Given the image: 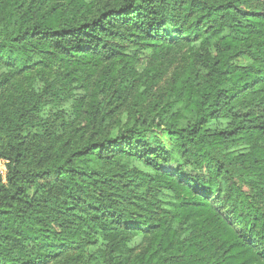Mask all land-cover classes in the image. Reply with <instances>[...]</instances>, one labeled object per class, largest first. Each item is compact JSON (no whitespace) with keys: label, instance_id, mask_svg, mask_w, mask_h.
<instances>
[{"label":"trees","instance_id":"16d2710c","mask_svg":"<svg viewBox=\"0 0 264 264\" xmlns=\"http://www.w3.org/2000/svg\"><path fill=\"white\" fill-rule=\"evenodd\" d=\"M1 162L0 264H264V0H0Z\"/></svg>","mask_w":264,"mask_h":264},{"label":"rangeland","instance_id":"374dc122","mask_svg":"<svg viewBox=\"0 0 264 264\" xmlns=\"http://www.w3.org/2000/svg\"><path fill=\"white\" fill-rule=\"evenodd\" d=\"M210 51L213 55L215 54V51L213 48H211ZM151 57H152V51L151 50L142 51L139 53V63L136 66V70L139 73H142L145 70L147 63H148V60L151 59ZM235 62L237 64H240V65L246 64V61L243 58H239ZM168 79H170V75L167 77L166 82L168 81ZM44 87L45 86L42 83L41 79L39 77H37L36 81H35L36 91L41 92V91H43ZM70 94H71V96H67L64 99V101H62L61 104H59L58 106H56V107L48 106V107L44 108L42 110V112L40 113V116L43 118H49L51 116H55V114L59 112L60 115L65 117L66 120L74 121L76 118L75 104H76V102H78L82 99H85L88 95V91H86L84 89H75ZM126 120H127V116H126V114H124L123 118H122V123L124 124L126 122ZM157 136H159V138L163 144H166L168 146L170 145L169 141L167 140V138H165V136L163 134L157 133ZM127 165H128V169H130V170L141 169V166L137 162H134V161L128 162ZM0 168H1V171H2L3 176L5 178V175H6L5 162H1ZM175 169H176L175 165L165 166L163 168V172L173 173L175 171ZM138 242L139 241H137V243L134 242V244L138 245Z\"/></svg>","mask_w":264,"mask_h":264}]
</instances>
